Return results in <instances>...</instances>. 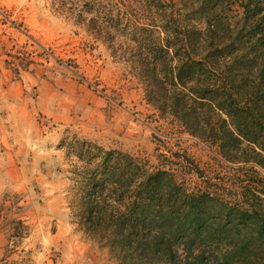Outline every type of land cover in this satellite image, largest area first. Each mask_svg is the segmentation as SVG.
I'll return each instance as SVG.
<instances>
[{
    "label": "rangeland",
    "instance_id": "374dc122",
    "mask_svg": "<svg viewBox=\"0 0 264 264\" xmlns=\"http://www.w3.org/2000/svg\"><path fill=\"white\" fill-rule=\"evenodd\" d=\"M243 2L0 0V259L21 219L27 234L12 260L123 264L79 223L77 140L130 154L144 169L168 166L188 192L217 193V202L237 215L244 206L239 185L248 183L251 164L235 151L236 159L226 158L162 112L159 75L176 50L194 54L209 23L226 29L227 43L249 40L246 29L236 33L246 24ZM187 36L188 51L181 46ZM209 215L224 214L212 207ZM248 225L239 224L241 243ZM211 246L232 248L227 241ZM255 252L254 261L264 264V246Z\"/></svg>",
    "mask_w": 264,
    "mask_h": 264
},
{
    "label": "trees",
    "instance_id": "16d2710c",
    "mask_svg": "<svg viewBox=\"0 0 264 264\" xmlns=\"http://www.w3.org/2000/svg\"><path fill=\"white\" fill-rule=\"evenodd\" d=\"M242 7L246 24L236 33L246 29L249 40L235 36L227 43L222 40L226 29L209 23L208 38L194 54L184 56L179 49L171 55L168 46L170 55L162 64H171L159 75L162 112L226 158L236 159L235 151L251 164L248 183L239 185L244 206L237 215L229 203L217 202V193L188 192L168 166L144 169L130 154L76 141L79 223L115 250L123 264H257L253 252L264 246V1L244 0ZM188 37L181 41L187 51L192 48ZM230 49L241 51L240 57ZM227 55L235 57L224 63ZM235 68L244 69L243 74ZM212 207L224 215H209ZM243 222L249 223V236L241 243L236 233ZM14 224L0 264H30L11 259L27 234L23 220ZM223 241L232 248H212ZM250 245L252 256H244Z\"/></svg>",
    "mask_w": 264,
    "mask_h": 264
},
{
    "label": "crops",
    "instance_id": "0c3cea01",
    "mask_svg": "<svg viewBox=\"0 0 264 264\" xmlns=\"http://www.w3.org/2000/svg\"><path fill=\"white\" fill-rule=\"evenodd\" d=\"M75 108H79L78 106H76Z\"/></svg>",
    "mask_w": 264,
    "mask_h": 264
}]
</instances>
